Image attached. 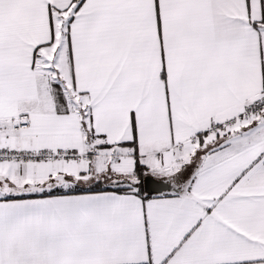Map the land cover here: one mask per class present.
<instances>
[{
	"label": "snow or ice",
	"instance_id": "1",
	"mask_svg": "<svg viewBox=\"0 0 264 264\" xmlns=\"http://www.w3.org/2000/svg\"><path fill=\"white\" fill-rule=\"evenodd\" d=\"M0 264H264V0H0Z\"/></svg>",
	"mask_w": 264,
	"mask_h": 264
}]
</instances>
